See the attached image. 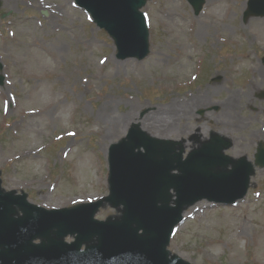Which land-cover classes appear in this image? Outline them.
I'll use <instances>...</instances> for the list:
<instances>
[{
  "label": "rangeland",
  "instance_id": "1",
  "mask_svg": "<svg viewBox=\"0 0 264 264\" xmlns=\"http://www.w3.org/2000/svg\"><path fill=\"white\" fill-rule=\"evenodd\" d=\"M66 1L1 0L0 13H10L0 19L4 192L24 193L46 210L104 199L109 146L138 126L125 118L155 111L165 117L170 105L208 86L221 91L180 122L178 135L160 140L179 144L185 159L196 150L185 149L186 143L204 144L217 134L229 141L224 155L254 163L258 144L264 146V81L248 103L234 99L231 119L221 114L227 91L244 92L257 77L254 66L264 68V18L244 20L249 0H203L197 16L186 0H147L142 12L150 52L142 61L117 59L108 35L74 0L63 7ZM184 209L167 246L171 256L188 264H264V243H258L264 233V167H254L242 200L230 206L201 200ZM120 215V208L104 204L95 219ZM239 228L243 237L234 245Z\"/></svg>",
  "mask_w": 264,
  "mask_h": 264
},
{
  "label": "water",
  "instance_id": "2",
  "mask_svg": "<svg viewBox=\"0 0 264 264\" xmlns=\"http://www.w3.org/2000/svg\"><path fill=\"white\" fill-rule=\"evenodd\" d=\"M186 1L197 16L203 0ZM146 2L75 0L113 41L117 59L137 61L149 54V32L140 11ZM248 5L244 20L264 18V0H249ZM228 147L226 139L214 134L183 160L176 142L131 128L108 150L109 196L71 209L33 206L25 194L5 193L0 184V264H188L166 249L184 208L203 199L231 205L247 192L253 165L245 158L233 161L225 156ZM254 158L255 166L264 167L262 144ZM229 165L231 170L213 173ZM105 203L121 207V217L95 220ZM67 236L74 241L66 243ZM37 239L40 243H33Z\"/></svg>",
  "mask_w": 264,
  "mask_h": 264
},
{
  "label": "bare ground",
  "instance_id": "3",
  "mask_svg": "<svg viewBox=\"0 0 264 264\" xmlns=\"http://www.w3.org/2000/svg\"><path fill=\"white\" fill-rule=\"evenodd\" d=\"M70 4V0L66 1L63 7H68ZM63 9V8H62ZM170 16L171 15V12ZM264 23V21H263ZM29 27V25L27 26ZM159 52V51H158ZM159 55V59L161 57V53H157ZM257 77H254V80L249 83V85L245 88L244 92H234L233 90L227 91L226 99L221 103L222 116L231 119L233 110H234V99L237 97L244 98L247 103L249 102L251 96L256 93L259 87L262 85V81H264V68H259L254 66L252 69ZM215 91H221V87L217 86H208L204 92L198 93L195 96H192L188 100H184L182 102L173 103L167 109L166 116L160 117V111L152 112L151 114H146L142 118H138L134 114H129L125 121L130 123H136L138 128L144 132L146 135L159 139H167L171 135H178L181 121L188 120L194 116V110L197 107H200L205 104L207 96H211V94ZM39 112H32L31 115L39 114ZM225 126L228 124L220 123ZM28 124L23 125V129ZM195 131V130H194ZM191 133V132H190ZM201 145V142L198 143H186L184 146L185 149H197ZM237 157V156H235ZM186 210V209H185ZM196 210V207L194 208ZM193 212V211H192ZM186 212H184L185 214ZM235 242L234 245L238 243L243 237L241 232V228H239L238 232L235 234ZM259 245H263L264 243V233L261 235L258 240Z\"/></svg>",
  "mask_w": 264,
  "mask_h": 264
}]
</instances>
